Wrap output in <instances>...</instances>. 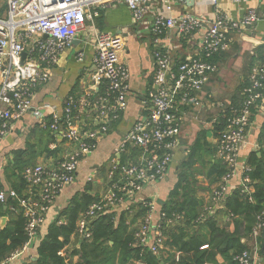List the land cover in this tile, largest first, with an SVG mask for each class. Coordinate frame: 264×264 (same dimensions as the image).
<instances>
[{
  "label": "built area",
  "instance_id": "obj_1",
  "mask_svg": "<svg viewBox=\"0 0 264 264\" xmlns=\"http://www.w3.org/2000/svg\"><path fill=\"white\" fill-rule=\"evenodd\" d=\"M113 1L127 6L134 24L147 23L152 36L154 71L143 113L132 122L115 149V153L124 154V163L120 164L115 155L111 156L106 189L76 222L75 235L80 239L90 238L89 224L98 212L118 206L127 208L130 200L144 203L145 199H135L136 195L146 183L161 180L167 174L178 145L180 114L200 105V93L210 73L216 69V64L207 58L227 49L229 33L250 27L258 20L252 9L237 19L216 9L200 36V54L187 55L176 64L163 44L166 31L175 28L178 35L186 36L203 26V19L193 13L171 14V8L185 0H159L161 8L158 7L148 21H145L148 0H0V136L7 132L11 120L31 112L41 128L74 147L62 155L56 166L37 163L23 169L22 177L28 183V190L27 196L18 202L26 217L27 241L21 249L28 248L36 239L50 204L75 180L80 160L96 149L98 140L107 134L112 123L120 120L127 107L129 72L119 59L123 36L103 32L93 23L100 8ZM209 1L216 8L217 0ZM79 34L88 37L95 49L92 84L80 97L66 96L59 110L46 102L33 106L36 87L48 81L52 66L65 49L73 48ZM22 53H25L24 58ZM74 57L81 61L82 50H74ZM93 85H102L101 92L94 95ZM263 89L264 40L258 62L249 69L248 84L241 89L240 103L230 109L223 130L214 138L216 156L225 164L227 172L210 193V205L205 207L207 214L214 213L231 190L238 188L247 195L252 191L250 179L243 175L250 168L246 163H239L238 152L247 135L251 110L264 99ZM84 107L95 113L87 128L80 123ZM129 146L138 153L133 155ZM236 173L240 176L235 185L231 179ZM87 181L92 182V178L88 177ZM6 193L17 197L12 190L0 191L1 202ZM145 204L148 210L134 235L140 245L158 255L164 244L160 219L172 223L178 216L167 218L161 210L155 212L154 200L147 199ZM263 215L256 217L249 239L254 250L258 248V234L264 227ZM254 250L250 248L237 254L236 264H255ZM19 253V250L13 252L1 264H8Z\"/></svg>",
  "mask_w": 264,
  "mask_h": 264
},
{
  "label": "crops",
  "instance_id": "obj_2",
  "mask_svg": "<svg viewBox=\"0 0 264 264\" xmlns=\"http://www.w3.org/2000/svg\"><path fill=\"white\" fill-rule=\"evenodd\" d=\"M159 0H148L145 13V21L153 18L159 7ZM220 12L237 19L252 9L257 14L258 20L250 27L236 30L227 35L228 47L217 54L214 61L216 69L210 73L209 79L200 93V105L196 108L187 109L181 112V130L178 138V145L173 151L171 164L164 178L156 182L146 183L135 199H149L156 203V211L160 210L161 204L166 200L169 191L177 180L181 169V161L184 159L186 150L201 129L210 131L212 119L223 107L230 104L237 89L242 87L245 78L248 79L249 69L258 62L264 40V0H217L216 8L209 0H185L183 4H176L170 12L178 16L185 12L193 13L203 19V26L189 35L180 36L175 28L166 31L163 36L164 47L168 50L172 59L176 62L187 55L200 54L199 40L204 28L212 20L214 11ZM94 26L108 33L121 34L124 39L123 50L119 59L127 67L129 76V95L125 111L116 123H112L104 136L97 143V147L90 154L83 157L78 166L77 174L73 183L65 186L50 204L40 226V233L43 234L48 223L67 205L71 197L83 191L88 177L92 178L90 193L98 195L106 189V173L109 166V159L115 155L119 160L124 154L115 153L119 142L124 138L132 122L143 113L145 108V95L152 83L154 61L152 55L151 33L147 23L134 24L131 12L124 3L110 2L100 8L98 15L94 17ZM81 49L83 59L77 61L74 57V50ZM94 46L91 40L84 34H79L73 42V48L65 49L59 56L55 65L51 68V76L47 82L36 87L33 98V106L46 102L57 110L63 106L66 96L73 90L75 95L80 97L82 92L92 84V73L95 70L92 58ZM102 85H93V93L101 92ZM264 90V89H263ZM94 98V96H93ZM80 119L84 128L90 126L94 119V110L89 107L81 109ZM264 119V105H260L248 126L244 143L238 152L240 164L246 163L251 151L257 150L258 132ZM37 121L29 112L20 119L11 120L7 132L0 136V181L7 189L9 182L6 179L5 170L13 160V151L24 149L28 143H47L49 149L59 148L56 157H47L41 154L35 159V164L41 163L48 167L56 166L59 159L66 151L74 147L61 138L55 136L57 142H46L47 134L44 130L37 128ZM208 138V137H207ZM214 144V137L208 138ZM123 155V156H122ZM239 173L231 179L232 184L239 181ZM196 179L200 187L197 189L198 196L209 203L210 192L216 185L209 184L202 174H197ZM210 189V190H209ZM125 206H118L122 209ZM115 209V210H116ZM217 211V212H216ZM219 223L229 221V216L220 210H215ZM157 215V213H156ZM154 215V220L157 216ZM233 229V225H229ZM75 235L70 238L66 251L76 246ZM258 248L254 250L255 264H264V232L258 234ZM249 242V241H248ZM250 243V242H249ZM19 255L8 264H22L30 255L33 259L31 247L20 249ZM64 253V252H63ZM32 254V255H31ZM75 263L77 256L69 257ZM216 263L223 264V259L217 256Z\"/></svg>",
  "mask_w": 264,
  "mask_h": 264
},
{
  "label": "trees",
  "instance_id": "obj_3",
  "mask_svg": "<svg viewBox=\"0 0 264 264\" xmlns=\"http://www.w3.org/2000/svg\"><path fill=\"white\" fill-rule=\"evenodd\" d=\"M216 59L217 54L207 58L211 62ZM247 84L248 79L245 78L230 104L214 117L210 127L212 137L216 138L223 130L226 115L240 103L241 89ZM69 95L76 97L74 90ZM260 105L262 101H258L251 110L250 121ZM37 128L42 129L39 125ZM42 130L48 136L46 142H57L51 131ZM257 140L258 149L251 151L246 161L250 169L243 173L251 181V193L247 195L235 188L226 194L217 207V210L229 216V221L219 223L217 211L207 214L205 207L210 202L205 203L197 193L200 187L197 174H202L216 188L227 172L225 164L216 156L215 144L207 138V130L201 129L188 146L177 180L161 204L160 210L167 218H178L172 223H168L165 218L160 219L164 244L158 255L147 246L140 245L134 235L148 210L145 204L147 199L144 203H132L130 200L127 208L117 210L114 207L98 212L89 224L90 238L80 239L75 235L78 218L90 204L99 199L98 193H90L92 182L86 181L83 191L71 197L48 223L43 234L39 227L36 239L30 244L33 259L29 255L22 264H214L217 256L223 259V264H236L234 257L250 249L248 241L256 217L264 213V119ZM129 149L133 155L138 153L136 148L129 146ZM58 152L59 148L49 149L47 143H28L24 149L12 152L13 160L5 170L9 186L5 189L0 181V191L12 190L17 197L8 196L0 201V219L6 217L4 225H0V264L27 241L26 217L18 202V199L27 196L28 190V183L22 177L23 169L34 165L35 159L41 154L56 157ZM124 161L125 156L121 158L120 164ZM262 218L264 220V215ZM230 224L233 225L232 230L229 229ZM72 235L77 237L76 246L66 251L65 247ZM75 255L77 260L72 263L69 257Z\"/></svg>",
  "mask_w": 264,
  "mask_h": 264
},
{
  "label": "water",
  "instance_id": "obj_4",
  "mask_svg": "<svg viewBox=\"0 0 264 264\" xmlns=\"http://www.w3.org/2000/svg\"><path fill=\"white\" fill-rule=\"evenodd\" d=\"M24 56H25V53H22V58H24ZM262 104L264 105V99L262 100ZM211 136H212L211 131H208L207 132V137L208 138H211ZM7 197H8V194L6 193L5 194V198H7ZM5 221H6V217H1V219H0V225L1 226L4 225ZM262 231L264 232V227H263ZM137 264H142V263L138 262Z\"/></svg>",
  "mask_w": 264,
  "mask_h": 264
},
{
  "label": "rangeland",
  "instance_id": "obj_5",
  "mask_svg": "<svg viewBox=\"0 0 264 264\" xmlns=\"http://www.w3.org/2000/svg\"><path fill=\"white\" fill-rule=\"evenodd\" d=\"M249 245H250V248H251L252 247V242H250Z\"/></svg>",
  "mask_w": 264,
  "mask_h": 264
}]
</instances>
